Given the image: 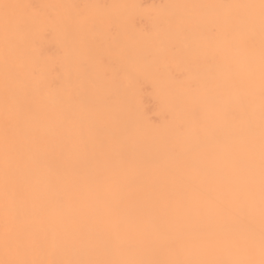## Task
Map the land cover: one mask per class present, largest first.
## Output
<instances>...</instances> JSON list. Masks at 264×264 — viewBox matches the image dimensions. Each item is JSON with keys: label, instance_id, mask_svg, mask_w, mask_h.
Segmentation results:
<instances>
[{"label": "bare ground", "instance_id": "bare-ground-1", "mask_svg": "<svg viewBox=\"0 0 264 264\" xmlns=\"http://www.w3.org/2000/svg\"><path fill=\"white\" fill-rule=\"evenodd\" d=\"M0 264H264V0H0Z\"/></svg>", "mask_w": 264, "mask_h": 264}]
</instances>
